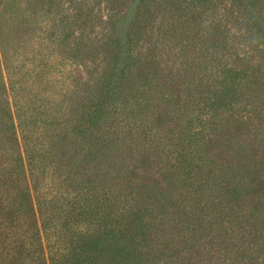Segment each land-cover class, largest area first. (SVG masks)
Here are the masks:
<instances>
[{"label":"trees","instance_id":"16d2710c","mask_svg":"<svg viewBox=\"0 0 264 264\" xmlns=\"http://www.w3.org/2000/svg\"><path fill=\"white\" fill-rule=\"evenodd\" d=\"M170 1L200 12L209 3L206 0ZM259 23L264 24V21L260 18ZM2 31L0 26V65L2 59L8 60L2 45ZM126 37L123 45L115 40L104 45L107 46L104 49L108 54L107 64L92 91L80 97V104L67 102V92L61 96L60 105L51 109L61 122L54 128L55 133L47 134L45 140H30L34 135V119L22 121L17 115L23 141L20 145L14 125L5 121L8 115L0 110V125L5 127V133L0 132V221L13 226L12 222L21 217L31 220L29 241L17 251L12 264H146L163 254L161 247L165 244V251L170 250L173 242L170 235L174 230H178V237L188 233L189 236H181L185 243H191L195 237L199 243L198 236L202 233V239L207 238L208 243L222 237L217 246L232 249L234 245L237 252L246 256L243 264H252L254 250L241 241L242 237L237 239L238 235L229 227L228 215L238 212V197L234 209L233 203L224 201L230 197L234 200L243 179L229 175L227 171L234 170L230 164L225 167L226 171L211 167L214 161L207 155L209 145L205 131L206 126H215L218 118L224 120L227 113L235 110L248 85L258 83L256 70H250L245 61L222 65L220 56L228 50L229 39L225 32L214 28L210 39L200 49L198 61L186 63L184 83L188 102L180 105L179 101H174V95L166 91L169 83L165 82L163 87L157 82V74L163 72L160 58L167 51L164 42L178 47L179 42L187 40L188 47L195 51L197 35L183 32L176 25L160 27L145 62L135 53L141 32L135 30ZM69 39L70 35L60 37L61 46ZM154 82L159 87L161 103L154 101V95L147 91ZM10 86L12 90L17 88L12 81ZM161 106L170 107L172 114L184 124L187 139L183 133L176 135L154 126ZM9 119L11 122L12 118ZM82 123L86 124L88 135L76 131ZM26 132H30V137L26 138ZM46 132H50L49 123L40 131L42 139ZM70 137H79L86 143L90 138L96 141L98 149L93 143L90 147L87 145L85 165L95 163L99 174L108 164L113 173V193L109 197L103 192L94 206L105 227L87 229L89 233L79 234L76 239L64 236L61 241V237L57 238L59 243L46 244L47 255L41 242L44 225H38V214H42L38 183H44L50 172L56 174L61 169L62 156L55 146L65 148L64 142ZM19 148L23 153L17 152ZM244 161L248 163L247 154ZM155 165L161 172V182L143 175ZM213 200L217 208L212 206ZM105 202L108 207L104 206ZM79 216L86 223L93 218L92 211L87 209H82ZM46 219L43 214L44 223ZM226 223L228 226L223 227ZM258 234L250 233L245 238L246 243L250 237L258 241ZM257 250L263 252L264 249Z\"/></svg>","mask_w":264,"mask_h":264},{"label":"rangeland","instance_id":"374dc122","mask_svg":"<svg viewBox=\"0 0 264 264\" xmlns=\"http://www.w3.org/2000/svg\"><path fill=\"white\" fill-rule=\"evenodd\" d=\"M206 1L209 3L200 12L170 0H0V26L4 29L2 45L6 55L8 53L7 62L2 59L0 65V110L8 115L5 121L14 125L20 145L23 141L17 115L22 121L30 117L34 119V135L30 137V132H26V138L45 140L47 134L55 133L54 128L61 122L56 114L51 113L52 108L60 105L61 96L67 92V102L80 104V97L92 91L96 79L102 76L108 60L104 50L107 46L104 45L109 40L123 45L127 33L139 30L141 39L135 53L145 62L156 43L160 27L170 28L172 25L197 35L196 52L188 47L187 40H181L178 47L164 42L167 51L160 58L163 72L156 77L163 87L165 82L169 83L166 91L174 95V101L186 104V63L198 61L200 49L210 39L214 28L225 32L229 48L221 54V64L230 66L245 61L250 70H256L258 83L245 88V95L240 96L238 106L227 113L224 120L218 118L215 126H206L207 155L214 161L211 167L215 170L226 171L225 167L230 164L234 170L227 171L229 175L243 179L234 200L224 198V201L233 203L231 207L234 209V201L238 197V212L232 211L228 215L229 227L234 229L237 239L242 237L241 241L254 250L252 264H264V250H257L264 249V24L259 23L260 18L264 21V0ZM68 35L70 39L61 46L60 37ZM77 45L79 48H74ZM11 81L17 87L14 90L11 89ZM156 85L154 82L147 91L154 95V101L161 103L160 90ZM161 108L155 115L154 126L173 131L176 135L183 133L187 139L184 124L172 114L170 107ZM50 119L52 122L48 121ZM48 123L50 132H46L42 139L40 131ZM76 131L89 134L84 123ZM0 132L2 135L5 133L3 124ZM89 140L86 143L79 137H70L64 142L65 148L56 145V152L62 156L59 159L61 169L56 174L50 172L44 183H38V196L42 203L38 225H44L41 242L45 251L46 244L59 243L57 238L61 237V241L64 236L76 239L79 234L89 233L87 229L104 226L94 206L103 192L109 197L113 193V173L108 164L99 174L94 168L95 163L86 167L87 145L90 147L93 143L98 149L96 141L93 138ZM74 142L80 144L75 146ZM17 152L23 153V149L19 148ZM246 154L248 163L244 161ZM159 173L155 165L143 175L161 182ZM215 203L213 200L212 206L217 208ZM104 206L108 207V203L105 202ZM82 209L92 211L93 218L88 223L79 216ZM43 214L48 218L44 220L47 225L42 221ZM3 223L0 221V264H12L17 251L29 241L31 220L21 217L12 222L13 226ZM258 232V241L250 237L246 243L245 238L250 233L255 236ZM177 233L178 230H174L170 235L173 239L170 250L165 251V244L161 247L163 254L146 264L244 263L246 256L237 252L234 245L232 249L217 246L222 237L208 243L207 238L202 239V233L198 236L199 243L195 241L196 237L191 243H185L181 236H189L188 233L179 237Z\"/></svg>","mask_w":264,"mask_h":264}]
</instances>
